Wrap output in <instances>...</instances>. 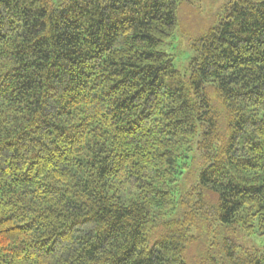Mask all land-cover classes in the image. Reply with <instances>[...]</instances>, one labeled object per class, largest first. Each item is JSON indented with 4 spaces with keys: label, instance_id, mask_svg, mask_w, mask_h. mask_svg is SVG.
I'll return each instance as SVG.
<instances>
[{
    "label": "trees",
    "instance_id": "trees-1",
    "mask_svg": "<svg viewBox=\"0 0 264 264\" xmlns=\"http://www.w3.org/2000/svg\"><path fill=\"white\" fill-rule=\"evenodd\" d=\"M230 229L264 237V0H0V264H264Z\"/></svg>",
    "mask_w": 264,
    "mask_h": 264
},
{
    "label": "rangeland",
    "instance_id": "rangeland-1",
    "mask_svg": "<svg viewBox=\"0 0 264 264\" xmlns=\"http://www.w3.org/2000/svg\"><path fill=\"white\" fill-rule=\"evenodd\" d=\"M32 1V0H29ZM62 1H69V0H54L55 4L62 2ZM195 3V5L202 10V15L204 17H209L210 14L214 12H218L222 6L224 5L225 0H190ZM181 20L183 24L189 23L191 20V17L188 14L187 9L183 8L181 10ZM188 40H185L184 37L181 36V34L178 32L175 34V36L169 40L166 41L163 45H161L160 50L170 54L174 57V63L176 68L181 71L185 72L189 58L191 57V47ZM224 230V229H223ZM224 234L230 238H232L238 245H241L248 249H262L264 248V237H247L245 236L241 231H232L231 229L226 232L224 231ZM208 236L205 238H202L200 243L195 246L191 251V262L193 264H196L197 258L196 255L199 253L200 250V244L203 246H206ZM214 239V237H211V239H208L211 241ZM220 246L219 248L216 247V249H212L213 252H220ZM216 253V254H217ZM215 254V253H214Z\"/></svg>",
    "mask_w": 264,
    "mask_h": 264
}]
</instances>
